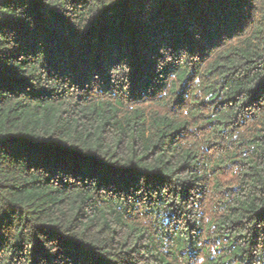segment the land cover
<instances>
[{
    "label": "trees",
    "instance_id": "1",
    "mask_svg": "<svg viewBox=\"0 0 264 264\" xmlns=\"http://www.w3.org/2000/svg\"><path fill=\"white\" fill-rule=\"evenodd\" d=\"M0 264H264V0H0Z\"/></svg>",
    "mask_w": 264,
    "mask_h": 264
}]
</instances>
